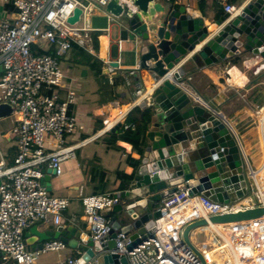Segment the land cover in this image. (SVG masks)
Listing matches in <instances>:
<instances>
[{"label": "built area", "instance_id": "obj_1", "mask_svg": "<svg viewBox=\"0 0 264 264\" xmlns=\"http://www.w3.org/2000/svg\"><path fill=\"white\" fill-rule=\"evenodd\" d=\"M165 1L178 3L181 0ZM11 2L16 9L15 17L12 20L0 18V105H9L12 112L0 119V123L7 119L12 121L4 136L14 139L17 151L11 166L0 154V254L6 262L38 264L42 254L68 248V244L61 239L44 241L41 248L34 250H30L24 242L25 231L38 223L64 224L63 211L70 200L47 191L42 182L44 171L51 168L56 170L55 175H61V164L74 159L78 148L91 139L112 133L118 124L121 125L119 133L137 131L138 128L125 116L109 117L102 108L92 111V116L102 122V128L97 133L76 144H69L68 141L78 131L84 130V126L78 121L77 95L67 81L68 76L61 68L60 59L76 49L92 63L97 61L98 54L92 45V29L86 23L87 8L96 5L104 10L108 0H90L86 6L80 0ZM216 2L223 12L234 17L239 12L238 4L245 0ZM77 7L83 9V14L80 21L71 24L68 20ZM203 34L198 28L191 34L196 52L206 42ZM237 59L250 71L262 65V58L250 50L241 51ZM140 70L139 66L131 70L127 78L137 76ZM115 72L116 68L109 66L108 75ZM165 77L173 79L172 74ZM186 81L189 85L187 82L179 85L191 90L192 77H186ZM131 84L130 80L126 83L115 81L116 92L127 91ZM156 87L157 84L151 89L141 85L135 87L133 107L145 109L140 105L148 102ZM192 96L200 102L193 92ZM217 113L227 121L222 112ZM259 147L258 156L251 159L241 146L248 180L247 193L243 198L228 203L214 202L201 194L190 195L189 188L181 184L176 192L162 200L160 227L154 224L152 237L131 250L127 249V244L131 242L124 244L123 240L127 237L114 231L111 219L103 215L105 209L122 202L117 195L120 192L84 196L83 218L90 227V237L100 244L115 241V247L108 252L126 255L128 264H264V215L224 224L209 221L212 216L264 207V143ZM201 219L208 221V225L198 229L206 235L205 240L199 244L191 238V247L183 239V231L186 226ZM76 260L77 256L69 263Z\"/></svg>", "mask_w": 264, "mask_h": 264}, {"label": "water", "instance_id": "obj_2", "mask_svg": "<svg viewBox=\"0 0 264 264\" xmlns=\"http://www.w3.org/2000/svg\"><path fill=\"white\" fill-rule=\"evenodd\" d=\"M238 7L234 17L223 13L215 22L218 30L200 51L193 53L205 65L233 59L245 50L264 58V0H245ZM104 12L112 20L120 42L132 44L138 66L153 75L157 84L148 102L140 105L149 111L150 117L143 135L134 144L136 153L127 151L129 171L122 175V188L117 194L122 202L103 211L111 219L113 230L127 237L123 243L131 242L127 244L131 250L152 237L154 224L160 227L162 200L176 192L179 185L185 184L190 195L201 194L214 202L228 203L244 197L248 180L240 141L228 122L213 107L196 102L189 88L179 85L187 82L186 72L192 61L171 69L183 62L185 55L162 43L168 16L166 6L159 0H108ZM82 14L83 9L77 7L68 21L75 24ZM109 66L117 68L119 64L116 61L106 64L104 76ZM167 74H172L173 79L165 77ZM11 112L9 105H0V119L10 116ZM120 127L118 124L112 133L118 134ZM123 144L120 140L119 145ZM44 172L43 185L51 192L56 170L48 168ZM114 213L122 219L113 217ZM263 215L264 207H256L212 216L209 221L224 224ZM206 225L208 221L201 219L186 226L185 242L193 247L192 234ZM72 237L75 242L71 241ZM50 239H61L78 252L73 263L63 260L55 264H128L126 255L108 252L115 247V241L100 244L90 236L84 237L78 229L68 233L59 226L56 231H40L35 225L25 233L24 242L27 246L35 244L39 249Z\"/></svg>", "mask_w": 264, "mask_h": 264}, {"label": "crops", "instance_id": "obj_3", "mask_svg": "<svg viewBox=\"0 0 264 264\" xmlns=\"http://www.w3.org/2000/svg\"><path fill=\"white\" fill-rule=\"evenodd\" d=\"M159 1L168 10L162 43L185 55L183 62L173 65L171 69H177L183 65L182 63L192 61L191 67L186 72V77H192L191 91L200 98V103L213 107L226 116L230 126L238 135L243 150L248 157L254 159L260 151L259 145L264 143V58L261 59V67L254 71L245 69L240 63H235L233 59L209 66L205 65L196 54H193L197 53V50L190 37L197 28L202 30L205 40L211 37L218 30L215 22L223 15V9L216 0H204L201 3L199 0H181L178 3ZM11 4V0H0V18L12 20L15 17L16 10L11 7ZM89 10L90 15H93L89 19L88 14L86 23L92 29L91 36L93 33L99 34V48L94 47V42L92 45L98 54L97 61L100 63L102 72L106 61H116L119 67L111 76L108 74L105 76L107 81L101 82L96 78L92 66H90L93 63L89 59L86 58L84 62L76 59L77 55L84 57L80 51L72 49V52L64 57L71 61L74 60L73 65L79 61L78 65L72 66L78 68V75L75 78H70L67 75V81L71 83L74 90L76 83L79 84L75 90L78 99L76 113L79 123L84 126V130L78 131L76 136L80 139L69 144H76L88 139L102 128V122L92 116V111L97 109L103 108L104 113L106 112L113 119L125 116L127 121L135 124L138 128L139 124L143 122L142 112L144 109L133 107L135 87L141 85L151 89L156 84L153 75L143 70L137 72V76L127 78L128 73L138 67V61L132 51V44L120 42L118 34L112 28V20L107 18L104 10L96 5L89 6L87 12ZM171 16L175 17V21L169 27L168 22ZM148 35L151 36V33ZM129 80L132 84L128 86L127 91L116 92L115 81L126 83ZM83 85H85L84 89L80 90ZM110 92L114 96H118V99L113 100ZM94 97L96 98L94 99ZM100 97L101 99H99ZM256 109H259L258 112ZM131 112L132 114L129 115ZM7 125L10 126L11 123ZM134 135L132 131L119 133V135L110 133L96 140H89L86 145L76 150L74 159H69L76 160L82 172L79 173L80 170H77L74 176L69 177V180H56L55 176H61L63 172L61 175L53 176L50 193L67 197L70 200L68 207L63 211L64 224L59 225L68 233L73 229H78L84 237L90 236V227L83 218L82 198L87 195L99 194V183L94 178L96 172L105 171L106 173L105 193L121 191L122 175L129 171L130 161L127 151L130 149L132 155L136 153L134 143L129 139ZM73 139L75 136L68 141ZM120 140H123L125 144L119 145ZM16 151L14 139L4 136L1 141L0 154L8 166L13 165ZM113 217L122 219L118 213H114ZM37 226L40 231H56L59 227L52 222H41ZM200 235L205 239L206 235L196 230L192 234L193 240L197 242V236ZM71 241L75 242L73 237ZM28 248L34 250L36 245H29ZM77 255L78 252L68 246L63 251L46 253L45 257H39L38 264L69 261ZM0 264H14V262H6L0 257Z\"/></svg>", "mask_w": 264, "mask_h": 264}, {"label": "rangeland", "instance_id": "obj_4", "mask_svg": "<svg viewBox=\"0 0 264 264\" xmlns=\"http://www.w3.org/2000/svg\"><path fill=\"white\" fill-rule=\"evenodd\" d=\"M80 1L82 3H84L85 5H87L89 0H80ZM92 15H90V13H89V19H91ZM114 32H116V31L114 30ZM71 52H72V50L69 52V54ZM77 57L78 58H76V59H78L80 62H84V60L86 59L84 57H81L80 55H77ZM70 59H72V58H70ZM73 61L74 60L71 61L68 58L65 59L64 57L60 59V65H61L62 70L65 71L70 78H75V76L78 75V70H77L78 68L77 67H72V66L78 65L77 63H79V61H76L77 63L74 64V65L72 64V63H74ZM76 87H79V84L78 83H76ZM76 87H75V90H76ZM81 87L82 88L80 90L84 89L85 85H83ZM97 87H99V85H97ZM77 90H78V88H77ZM95 98L96 97H94V99ZM99 99H101V97ZM9 123H11V120L10 119H7V121H1V123H0V146H1L2 138L4 137L5 129L7 127H9L7 125ZM76 136H77V134H75V139L69 141V143H72L73 141H76V140H79L80 139V138H76ZM15 146H16V144H15ZM61 167H62L63 174L61 176H57V177L55 176L56 180H69L70 179L69 177L70 176H74V174L77 172V170H80L79 173L82 172L81 168L77 165V161L76 160H67V161H64L61 164ZM201 236L202 235L197 236L198 237L197 243H199V244L202 241L205 240ZM49 253H51V252H49ZM44 255H46V254L41 255L40 258L45 257Z\"/></svg>", "mask_w": 264, "mask_h": 264}, {"label": "trees", "instance_id": "obj_5", "mask_svg": "<svg viewBox=\"0 0 264 264\" xmlns=\"http://www.w3.org/2000/svg\"><path fill=\"white\" fill-rule=\"evenodd\" d=\"M199 1H200V3H201V2H203L204 0H199ZM11 3H12V2H11ZM11 7H12V8H15L14 5H13V3L11 4ZM15 10H16V9H15ZM92 39H93V42H94V47H95L96 49H98V48H99V34H98V33H93V35H92ZM233 60H234L235 63L238 62L237 57L233 58ZM90 66H92V70H93V72H94L96 78H97L99 81H101V82L107 81V78H106L104 75H102V69H101L100 63H99L98 61H96L95 63H93V64L90 65ZM110 93H111V92H110ZM110 96H112V99H113V100L118 99V96H114L112 93H111ZM142 114H143V122L139 124V127H138V129H137V132L132 131V132H134V134H135V135H134L135 138H133L134 136H132V138H131V137H130V138L128 137L130 140H132V142H133L134 144H136V143H137V140L142 136L141 132H144V129H145V126H146V122H147V120H148L149 117H150V113H149V111L146 110V109L143 110ZM127 132H131V131H127ZM127 132H126V133H127ZM105 177H106V173H105V171H103V172H96V173L94 174V178H96L97 182L99 183V188H98V189H99V193H105V192H106V191H105V186H106V180H105Z\"/></svg>", "mask_w": 264, "mask_h": 264}, {"label": "bare ground", "instance_id": "obj_6", "mask_svg": "<svg viewBox=\"0 0 264 264\" xmlns=\"http://www.w3.org/2000/svg\"><path fill=\"white\" fill-rule=\"evenodd\" d=\"M89 12H90V10L87 12V16H88ZM174 21H175V17L171 16V18H169L168 26L171 27L172 24L174 23Z\"/></svg>", "mask_w": 264, "mask_h": 264}]
</instances>
